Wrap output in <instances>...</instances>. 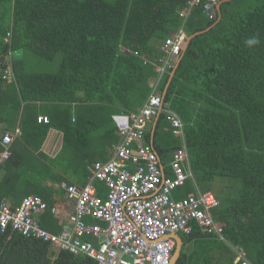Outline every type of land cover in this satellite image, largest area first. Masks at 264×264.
I'll use <instances>...</instances> for the list:
<instances>
[{
	"label": "trees",
	"instance_id": "obj_1",
	"mask_svg": "<svg viewBox=\"0 0 264 264\" xmlns=\"http://www.w3.org/2000/svg\"><path fill=\"white\" fill-rule=\"evenodd\" d=\"M185 2L0 0V67L11 70L5 78L0 71V140L13 134L0 163V202L39 195L47 203L36 216L40 226L61 230L51 207L64 191L45 182L72 183L67 169L57 172L62 161L73 174L79 170L75 176L89 161H106L120 141L111 115L135 112L153 90L156 72L143 59L156 58L159 43L180 30L186 37L204 31L182 50L170 82L172 69L156 89L179 116L182 135L172 134L160 113L144 139L166 175L185 145L197 188L218 185L220 204L211 214L222 238L191 223L189 233H178L183 246L175 264H233L232 246L264 264V0H223L214 19L196 6L183 20ZM254 36L259 43L248 46ZM58 54L55 72L31 70L33 57L52 62ZM49 129L62 133L55 157L41 150ZM5 150L0 143V154ZM195 184L188 179L174 198L196 191ZM93 185L104 197L103 182ZM12 231L0 232V264H95L65 250L51 256L48 242Z\"/></svg>",
	"mask_w": 264,
	"mask_h": 264
},
{
	"label": "built area",
	"instance_id": "obj_2",
	"mask_svg": "<svg viewBox=\"0 0 264 264\" xmlns=\"http://www.w3.org/2000/svg\"><path fill=\"white\" fill-rule=\"evenodd\" d=\"M221 1L186 0L178 14L185 20L194 7L200 6L205 16L214 19ZM184 40L185 34L180 30L175 37H167L158 45L156 58L143 59L156 72L149 80L153 90L135 112L112 114L120 141L113 146L109 158L86 164L88 176L83 186L58 183L57 188L64 191L66 202L71 205L61 230L54 233L39 225L36 216L47 208V203L41 196L29 194L15 206L0 202V232L10 228L48 242L51 249L88 257L95 264H170L175 241L169 236L189 233L191 223L197 224L202 232L222 238V228L214 223L211 214L220 201L214 193L197 188L185 145L174 151L169 162L171 175H166L157 153L144 142L148 125L160 113L164 114L172 134L182 135L179 116L156 89L164 72L174 67ZM0 71L3 78L11 73L10 68L0 67ZM37 121L48 119L38 116ZM1 136L0 143L6 150L0 154V163L8 158L7 145L13 134ZM188 179L195 184L196 191L174 198L173 191ZM94 180L104 183L107 189L104 197L97 194ZM51 212L56 215L57 208L52 206ZM231 248L235 253L233 264H252L242 247Z\"/></svg>",
	"mask_w": 264,
	"mask_h": 264
},
{
	"label": "crops",
	"instance_id": "obj_3",
	"mask_svg": "<svg viewBox=\"0 0 264 264\" xmlns=\"http://www.w3.org/2000/svg\"><path fill=\"white\" fill-rule=\"evenodd\" d=\"M154 119L152 121L150 128H152V126H153ZM3 126H4V124L0 123V128H2ZM61 141H62V133L55 130V129H49L48 134L46 136V139L41 146V150L45 154H47L48 156L55 157L56 154H58L59 150L61 149ZM93 161H95V160H93ZM89 162H91V161H89ZM85 171H81L80 175H78V176L69 175L67 177V179L71 180L70 182L77 184L78 186H83L82 183L86 184L87 176H88V173ZM57 172L60 174L62 173L58 170H57ZM84 173H85V177L83 178ZM86 173H87V175H86ZM47 184L52 185V187L54 189H60V188H57L58 183H56V182L51 183L50 181H47ZM92 184H93V181H92ZM56 200L58 201V204L53 205V206H55L57 208L58 212L55 216L58 219L59 224H61V226H62V224L66 222L67 215L71 211V205L66 202L65 194H63L62 196H56ZM1 201H5V202L9 203L11 206H15V205H13V197L11 196V194L5 200H1ZM16 205H18V204H16Z\"/></svg>",
	"mask_w": 264,
	"mask_h": 264
},
{
	"label": "rangeland",
	"instance_id": "obj_4",
	"mask_svg": "<svg viewBox=\"0 0 264 264\" xmlns=\"http://www.w3.org/2000/svg\"><path fill=\"white\" fill-rule=\"evenodd\" d=\"M60 57H61V54H58L55 58L54 61L50 62V61H46V60H42V58H35L33 57V60L37 61L36 64H32L30 67H31V70H35V71H42V72H55L57 69H58V64H59V61H60ZM69 154H72L70 151H69ZM59 163V162H58ZM57 162H53L54 165H58ZM87 164V163H86ZM59 169L61 170L62 173L66 172V169H67V173H66V176L68 177L69 175H72V176H75L79 170L76 171V174H73L74 172V169H68L67 166H66V163L65 162H61L59 164ZM56 170V169H55ZM45 182V181H43ZM47 183V182H45ZM218 190V185H214L213 186V189H212V193H215L216 191Z\"/></svg>",
	"mask_w": 264,
	"mask_h": 264
},
{
	"label": "water",
	"instance_id": "obj_5",
	"mask_svg": "<svg viewBox=\"0 0 264 264\" xmlns=\"http://www.w3.org/2000/svg\"><path fill=\"white\" fill-rule=\"evenodd\" d=\"M221 3H222V2H220V3L218 4V6H217V14H218L219 17H220V14H221V11H220ZM203 32H204V31H199V32H196V33H194V34H192V35L187 36V38H186V40H185V42H184V44H183V51L186 49V47L188 46L189 41H190L194 36H196V35H198V34H200V33H203ZM179 60H180V59L178 58L177 61H176L175 66H174V68L172 69V71H171L170 74H169L168 83L170 82V80H171V78H172V76H173V74H174V72H175V68H176V66H177V64H178V62H179ZM156 119H157V118L154 119L153 126H152V128L150 129L151 132H153L154 124H155ZM169 238H172V239H174V241H175V246H174L173 254H172V257H171V261H170V264H175L177 258H178L179 255H180V252H181V249H182V246H183V241H182V239H181V237H180L179 234H172V235L169 236ZM56 253H57V249H56L55 247H53V248L51 249L50 255H51V256H55Z\"/></svg>",
	"mask_w": 264,
	"mask_h": 264
},
{
	"label": "clouds",
	"instance_id": "obj_6",
	"mask_svg": "<svg viewBox=\"0 0 264 264\" xmlns=\"http://www.w3.org/2000/svg\"><path fill=\"white\" fill-rule=\"evenodd\" d=\"M223 1V0H222ZM221 1V2H222ZM218 6V5H217ZM201 8V7H200ZM216 10H217V8H216ZM217 14V13H216ZM185 34V33H184ZM186 34H185V40H186ZM185 40H184V42H185ZM259 43V39L257 38V37H251V38H249L247 41H246V44L248 45V46H253V45H256V44H258ZM160 44V43H159ZM184 44V43H183ZM182 50H183V45H182ZM182 50H181V52H182ZM135 52H137V51H134V54H135ZM138 53V52H137ZM180 56V55H179ZM146 58V57H145ZM178 59V58H177ZM151 60V59H150ZM177 61V60H176ZM175 64H176V62H175ZM175 66V65H174ZM174 68V67H173ZM172 68V69H173ZM152 78V77H151ZM146 101V100H145ZM140 108V107H139ZM121 113H124V112H121ZM115 114V113H114ZM112 116V115H111ZM113 121V120H112ZM114 123V122H113ZM115 125V124H114Z\"/></svg>",
	"mask_w": 264,
	"mask_h": 264
},
{
	"label": "bare ground",
	"instance_id": "obj_7",
	"mask_svg": "<svg viewBox=\"0 0 264 264\" xmlns=\"http://www.w3.org/2000/svg\"><path fill=\"white\" fill-rule=\"evenodd\" d=\"M180 17V16H179ZM181 18V17H180ZM8 133V132H7ZM180 136V135H179ZM2 137V136H1ZM104 184V183H103ZM77 185V184H76ZM83 185H85V184H83ZM107 191V190H106ZM97 192V191H96ZM208 192V191H207ZM106 193V192H105ZM29 195V194H28ZM102 197V196H101ZM40 225V224H39ZM13 232V231H12ZM21 234V233H20ZM22 235V234H21Z\"/></svg>",
	"mask_w": 264,
	"mask_h": 264
}]
</instances>
